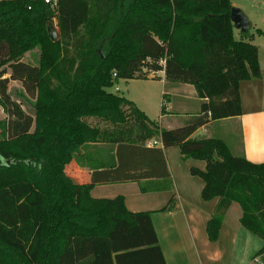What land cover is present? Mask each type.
<instances>
[{"label":"trees","instance_id":"obj_1","mask_svg":"<svg viewBox=\"0 0 264 264\" xmlns=\"http://www.w3.org/2000/svg\"><path fill=\"white\" fill-rule=\"evenodd\" d=\"M231 8V0H57L55 8L43 0H0V105L7 116L0 264H166L151 213L129 212L121 196H91L98 185L168 178L162 151L145 148L155 138L203 163L189 174L203 184L201 201H216L206 224L210 242L236 204L241 227L264 244V163L232 156L215 138L191 140L212 122L240 116V83L261 76L249 31L233 36ZM54 22L52 42L46 26ZM34 50L35 61L24 62ZM159 72L204 100L175 130H160L110 91L118 80ZM10 81L21 86L16 98ZM89 143L115 145L118 164L75 185L67 166ZM262 254L264 245L256 256Z\"/></svg>","mask_w":264,"mask_h":264},{"label":"crops","instance_id":"obj_2","mask_svg":"<svg viewBox=\"0 0 264 264\" xmlns=\"http://www.w3.org/2000/svg\"><path fill=\"white\" fill-rule=\"evenodd\" d=\"M247 1L249 0H245L249 3ZM255 1L259 2V0ZM260 1L264 7V0ZM231 5L239 9L249 22L248 31L250 28L252 31L248 34L251 36L250 42L258 51L261 76L259 79L240 83V116L212 122L198 129L191 138H200L196 135L201 131V136L205 139L215 138L222 141L232 156L243 157L252 164H263L264 30L260 28V24L264 23V17L256 20L257 13L251 8L253 5L240 4L235 0H231ZM257 31L261 34H256ZM235 34L238 38L242 35L233 28V36ZM156 76L158 79L156 83L161 86L160 108L164 107L165 112L161 113L155 121L160 130L178 129L190 117L199 113L200 105L204 100L197 98L192 86L169 83L165 81L164 72H159ZM148 79L151 80V78ZM116 89L115 92H118ZM129 101L133 102L150 119L149 113L154 105L152 102L143 103L133 99ZM153 142L157 143L156 146H145V148L162 151L169 174L168 178L98 185L91 191V196L94 199H113L121 196L129 212L151 213V222L166 264H169L168 257L175 260L181 258L182 264H219V261H230L235 252L246 251L251 248L250 246L253 248L249 257L252 256V258L246 259L242 264H264V254L256 256L264 244L261 240L258 241L260 243L253 241L241 230L239 222L241 210L236 204H232L225 212L217 240L209 241L206 224L213 214L216 201H201L200 192L203 184L189 174L190 168L194 166L189 160L181 157L177 148H163L159 138L146 143L152 144ZM116 150L115 145L101 143H89L79 147L67 166L71 181L75 185H86L90 182L92 172L116 168L118 164ZM170 197H174L171 208L167 207ZM165 207L167 210L160 212ZM184 233H188V241L181 236ZM172 263H174L173 260Z\"/></svg>","mask_w":264,"mask_h":264},{"label":"rangeland","instance_id":"obj_3","mask_svg":"<svg viewBox=\"0 0 264 264\" xmlns=\"http://www.w3.org/2000/svg\"><path fill=\"white\" fill-rule=\"evenodd\" d=\"M235 1L240 3V4H249L250 6L253 5L251 8L257 13L256 20L258 18L264 17V7L262 6L263 3L260 0L258 3L255 0L253 2H252V0L247 1L249 3H246L245 0H235ZM260 26H261L260 28L262 30H264V23L260 24ZM53 28L56 30L55 22H54ZM249 31L250 32L252 31L251 28ZM234 38L236 40L239 39L236 34H235ZM2 56H3V54L0 51V60L3 58ZM36 56H37V50L31 51L23 57V61L31 64L35 61ZM8 73H9V71H7V75H5L3 78H8L9 77ZM146 76H147L146 78H151V79L153 77L157 78L156 74H153V73H149ZM157 81H158V79H156V80H150V79L142 80L141 79V80H129V81L118 80L114 84L113 88L110 89V91L112 93L120 96V97L127 99V100L133 99L137 102H143V103H148V102L151 103L152 102L154 105H153V109L150 111L149 114L151 116L150 120L155 121V120H157L158 116L161 114L160 101L162 99V96L160 93L161 92V86L159 83H156ZM116 88H117L118 92H115ZM8 90H9L10 94L16 98V92L21 90V86L18 82L10 81L8 84ZM158 101H159V104H158ZM6 119H7V116H6L2 106L0 105V139L2 138V134L4 132V126H5L4 124H5ZM201 133L202 132L199 131L197 133V135L196 134L195 135L200 137V138H204V136H201ZM200 138H198V139H200ZM189 162L191 163L192 166H194L196 168L201 169L204 166L203 163H201V162H196V161H192V160H189ZM241 230L244 231V233L246 235L251 237V239H253V241L260 243V242H258L260 240H258L256 237H254L253 235L246 232L243 228H241ZM187 234L188 233H184L183 235H181L182 237H184V239L186 241L189 240ZM250 247L251 248H249L246 251L245 250H242V251L238 250V252H235L234 257L230 258V261H227V262L219 261V264H242L246 259L252 258V256L251 257H249V256H250V252H251L253 247L252 246H250ZM167 257H168V255H167ZM168 260H169V264H182L181 258H180V260H178V259L175 260L174 258L171 259L168 257ZM172 260L174 261V263H172ZM211 264H214V263H211Z\"/></svg>","mask_w":264,"mask_h":264},{"label":"water","instance_id":"obj_4","mask_svg":"<svg viewBox=\"0 0 264 264\" xmlns=\"http://www.w3.org/2000/svg\"><path fill=\"white\" fill-rule=\"evenodd\" d=\"M230 22L235 30L245 33L248 31L249 22L245 15L237 8L232 7L230 10ZM47 35L50 41L55 42L57 39V34L55 29L51 24H47L46 26Z\"/></svg>","mask_w":264,"mask_h":264},{"label":"built area","instance_id":"obj_5","mask_svg":"<svg viewBox=\"0 0 264 264\" xmlns=\"http://www.w3.org/2000/svg\"><path fill=\"white\" fill-rule=\"evenodd\" d=\"M45 4L49 5L51 8L56 7L57 0H43ZM113 78H116V75H113ZM117 90V89H116ZM191 140H194V138H191ZM156 142H153L152 144L145 143V146H156Z\"/></svg>","mask_w":264,"mask_h":264}]
</instances>
